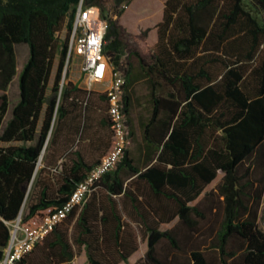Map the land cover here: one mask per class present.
<instances>
[{
    "label": "trees",
    "instance_id": "16d2710c",
    "mask_svg": "<svg viewBox=\"0 0 264 264\" xmlns=\"http://www.w3.org/2000/svg\"><path fill=\"white\" fill-rule=\"evenodd\" d=\"M129 1L115 0L108 14L105 0H0V260L11 238L6 222L23 210L22 225L38 222L65 205L107 154L94 166L79 156L55 177L37 170L49 136L72 112L93 106L95 93L74 85L67 72L81 4L98 7L108 21L104 53L124 78L130 144L43 240V264H71L75 248L89 264L128 262L137 246L119 196L148 241L134 264H264V0H166L149 49L119 22V7ZM20 45L29 55L5 122ZM99 98L106 100L110 150L107 93ZM101 191L106 195L93 202Z\"/></svg>",
    "mask_w": 264,
    "mask_h": 264
},
{
    "label": "crops",
    "instance_id": "0c3cea01",
    "mask_svg": "<svg viewBox=\"0 0 264 264\" xmlns=\"http://www.w3.org/2000/svg\"><path fill=\"white\" fill-rule=\"evenodd\" d=\"M165 1L166 0H134V3L138 2L140 8H135L133 11L129 12L130 17L126 15L125 18L128 20L130 19V22H128L129 25H127V21L123 22L124 26H126L128 30L133 34L140 33L141 29L152 28V43L150 44L149 48L153 47L157 42L158 34L156 26L159 22L162 21ZM19 47H22V50L24 52L22 56L18 53ZM18 48L16 75L7 90L10 105L4 119L5 122L11 117L12 107L15 103H17L19 99V75L29 55V50L26 45H20L18 46ZM55 72L56 66L53 70L49 86L52 85ZM72 73L74 75L69 76V80L74 85H77L84 91H92L95 93L92 101L93 106L87 111V113L81 114L80 109L72 112L66 119V123L64 122L63 124L59 125L55 137L52 136L51 138V136H49L48 142L50 141V139L51 141L49 144L47 143V150L45 148L42 152V155L37 164V170L45 167L47 174L51 177L59 176L64 166H71L75 161L79 159V156L89 166H94L100 161L101 157L107 153L110 147L111 131L107 122L108 117L106 110V100H101L99 98V95L107 90L109 83H111V80L109 79L110 82L107 80L108 82L95 83L92 87L89 88L87 77L83 72H81V70L73 69ZM82 74L84 75V80H81ZM100 194L104 195L105 192L101 191L99 194H97L95 200L93 199V202L99 203ZM202 196L203 193L200 197ZM115 199L117 200L118 205L122 210L123 219L129 224V227L134 234V241L136 243L137 249L133 253H131L132 255L130 256L128 262H125L128 264H134L145 254L148 249L147 237L142 233L143 231L141 230V221L134 213L131 212L130 215V202L123 196L115 197ZM195 202H193L192 204H194ZM124 204L127 206V212L124 211ZM174 223L175 221L171 223H163L161 224L160 228L162 230H165L164 228H162V226L167 225L168 228H170ZM140 232L143 234V238L140 235ZM82 251L83 254H85V251L83 249ZM136 254H141V256L137 260L131 262L132 258Z\"/></svg>",
    "mask_w": 264,
    "mask_h": 264
},
{
    "label": "built area",
    "instance_id": "2783aa9c",
    "mask_svg": "<svg viewBox=\"0 0 264 264\" xmlns=\"http://www.w3.org/2000/svg\"><path fill=\"white\" fill-rule=\"evenodd\" d=\"M107 27L108 21L101 16L98 7H83L80 4L73 22L69 58L73 53L83 57L82 69L89 88L95 83L104 82L108 77L111 80L105 92L109 101V117L113 123L112 146L100 163L88 173L85 180L78 184L65 205L45 214L38 222L31 221L27 225H22L21 217L6 222L10 228L11 238L0 264H19L71 211L85 201L95 182L116 165L130 144L121 100L124 78L104 53Z\"/></svg>",
    "mask_w": 264,
    "mask_h": 264
},
{
    "label": "rangeland",
    "instance_id": "374dc122",
    "mask_svg": "<svg viewBox=\"0 0 264 264\" xmlns=\"http://www.w3.org/2000/svg\"><path fill=\"white\" fill-rule=\"evenodd\" d=\"M105 6H106L107 10L109 11L108 14H111V12L113 11L114 6H115V0H105ZM119 8H120V10H122V17H121V20L119 22H120L121 26L124 28L126 34L130 38H134V39L142 42L141 45H142V47L144 49L149 48L150 44L152 43V28L141 29L140 33L133 34L123 24L124 21L125 22L127 21V25H129L128 22H130V19L128 20L125 17H126V15L129 16V14H130L129 12L133 11L135 8L136 9L140 8V5L138 4V2L134 3V0H131L129 2H124V3H122L120 5ZM65 32L66 31H64L61 34V38L62 39L65 38ZM144 32H146V36L145 37H143V33ZM18 53L21 56L23 55L24 52L22 50V47L18 48ZM82 68H83V57L81 55L77 54V53L71 54V56L69 58V61H68V65H67V72H68L69 76L74 75L72 73L73 69H78V70H81V72H83ZM109 79L110 78L108 77L104 82H108V81L110 82ZM81 80H84V75L83 74L81 76ZM109 86H110V83H109ZM1 144L2 143H0V145ZM221 177H222V173L218 172L217 179L208 188H211V187L215 186V184L220 180ZM23 211H22V214H23ZM22 214L20 216L21 218H22ZM259 227L264 231V200H263L262 209H261L260 218H259ZM162 228L166 229V228H168V226L164 225V226H162ZM140 235L143 238V234L141 232H140ZM46 244H47L46 241H42L40 243L39 247L37 246L35 248V250L33 251L32 255L27 257V263H25V264H43V262H45V260H46V254H45V251L42 250V246H46ZM75 250H76V255H75L74 260H73V262L71 264H89L87 262L86 255L83 254L82 249L79 250L78 248H75ZM140 256H141V254H136L132 258L131 262H133L134 260H137ZM119 264H128V263L120 262Z\"/></svg>",
    "mask_w": 264,
    "mask_h": 264
}]
</instances>
